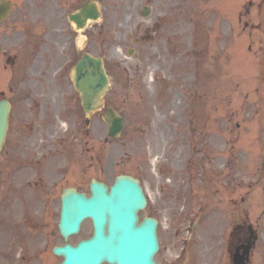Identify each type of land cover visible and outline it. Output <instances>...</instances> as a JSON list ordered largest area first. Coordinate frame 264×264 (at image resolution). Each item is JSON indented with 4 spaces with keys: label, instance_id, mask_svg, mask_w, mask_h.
I'll return each mask as SVG.
<instances>
[{
    "label": "rangeland",
    "instance_id": "rangeland-1",
    "mask_svg": "<svg viewBox=\"0 0 264 264\" xmlns=\"http://www.w3.org/2000/svg\"><path fill=\"white\" fill-rule=\"evenodd\" d=\"M84 1L44 0L43 4L53 7L54 15L48 17L50 22L61 24L62 20L67 27V19L65 15H59L60 11H74ZM95 1L101 11L98 19V49L94 36L95 22L84 31L80 29V34L88 36V44L83 49V42L79 40L80 44L76 48L79 55L84 50L92 53L98 50V55L104 57L111 80L105 104L117 108L124 117L125 125L121 134L111 140L107 137V126L101 118L102 111H98L96 118H91L93 123L89 128L90 133L85 135L84 132L83 136L80 133L76 145H72L69 150L70 164L66 170L67 175L64 182L56 186L57 193L53 198H56L65 185L82 186L86 189L87 182L93 176L110 184L117 174H132L140 180L148 200L141 216L151 215L158 219V261L164 264H183L178 261L179 257L176 255L184 236L183 226L187 221L186 217L191 218V215L197 212L200 219L191 241V249L195 251L196 256L191 264H201L202 255L205 253L204 245L208 251L210 244L215 254L214 259L219 263L228 264L229 256L224 242L228 230L225 233L224 227H220L219 223L214 224L215 230L211 229L214 232L211 239L206 231L210 226L209 206L214 200L218 203L222 196L237 194L249 186L252 190L254 186L264 185V172L260 171L262 151L258 149L261 143H264V129L261 132L258 129L264 125V115L257 118L262 114L255 110L257 106L254 102L255 76L260 61L257 53L253 51L257 46L255 32L246 28L244 33L247 35L245 38L240 35L233 50L236 54L232 55L228 62H224L222 57L218 61L211 56L219 52L223 42L210 43V55L206 59L210 65L205 63L199 69H209L210 75L216 80L211 78V85L210 81L202 79L194 83L191 67L195 64L196 56L204 60V54H197V49L189 47L195 38L186 37L187 49L181 44L180 37L185 31L183 27L181 32L180 27L176 25L174 29L178 28L180 32L174 30L175 37L170 40L165 38L163 31L157 34L152 32V28H147L160 19L163 5L160 0ZM243 1L247 0H239L238 4ZM250 1L254 5L261 1L264 5V0ZM145 4L150 5L151 11L150 15L143 17L139 11ZM41 12L46 14L47 10ZM236 33L240 32L234 30L232 34ZM76 34L74 32V35ZM250 36L252 42L248 40ZM202 39V36L196 39L199 47L203 45ZM231 41L230 38L229 42ZM246 45L249 53L242 59ZM263 45L261 42L260 47ZM115 46L121 54L114 50ZM128 49H132V55L128 56ZM216 63H220L222 67H217ZM224 65L229 68H241L242 74H237L233 68L225 74ZM149 72L153 79L147 83L145 77ZM4 74L9 75L8 71L0 69V90L7 95L9 86L3 83ZM155 74L164 76L154 81ZM223 79L229 81V84H220L219 81L222 82ZM192 86L196 89L194 95L191 93ZM262 90L261 108L264 113V87ZM216 107L220 111L217 112ZM25 108H28V105L24 101L14 108L7 144L8 154L12 156L15 152V129L30 126L34 117L33 111L29 109L27 113L23 110ZM28 115L27 124H23L21 120ZM58 125L62 129V125ZM232 125L236 127L227 132L226 129ZM106 137L107 142L104 141ZM55 157L60 158L61 162L65 160L62 156ZM5 158L6 154L1 153L0 191L4 186L1 180H5V176L12 173L11 170L15 166V162L9 157L5 163ZM245 158L246 165L241 166L242 170L229 169L230 166L223 170L222 163L239 164ZM234 172L239 174V182L237 178L236 183L232 180L231 174ZM168 178L172 179V185L167 184ZM181 179L186 182L183 184ZM259 189L255 191L253 198L251 196L250 204L260 200ZM11 199L12 197H7L2 204L0 198V229L3 228L0 232V264H59L61 257H55L51 253L54 244L63 242L56 229V214H52V210L45 214L38 209L41 205L37 197H18L17 201L26 200L22 204L19 203L16 210H12L15 206L11 204ZM262 204L264 198L261 199ZM4 207L6 210L3 212ZM25 208L28 209L27 214H24ZM259 214L260 209L258 211L252 208L250 219L255 223ZM6 218H9L10 224L4 222ZM19 220L26 222L22 231L35 233L36 236L19 237L18 242L22 246L14 240L15 234H18L14 223H19ZM260 222V225L258 223L254 227L263 228L264 219ZM18 223L15 225L18 226ZM218 228H223L221 233L216 232ZM91 230L90 221L85 220L79 233L71 236L69 241L75 243L81 238H86L91 234ZM257 246L258 253L250 264L264 262V235L260 236ZM19 249L25 256L18 259Z\"/></svg>",
    "mask_w": 264,
    "mask_h": 264
},
{
    "label": "water",
    "instance_id": "water-1",
    "mask_svg": "<svg viewBox=\"0 0 264 264\" xmlns=\"http://www.w3.org/2000/svg\"><path fill=\"white\" fill-rule=\"evenodd\" d=\"M85 13L74 14L78 21L80 17L94 15V9L84 5ZM79 69L84 72L85 62L80 63ZM83 79L96 78L98 80V94L103 90L106 78L98 59V72L88 75L85 71ZM96 75V76H95ZM98 75V76H97ZM94 82V81H93ZM90 85H83L84 89ZM81 88V87H80ZM9 105L0 101V145L6 128ZM121 127V119L112 118V133ZM91 184L92 194L68 191L63 197L62 220L60 229L66 237L78 230L84 218L93 222V234L90 238L81 240L77 245L66 244L57 248V254L64 256L61 264H155L153 255L157 250L154 234V223L148 219L137 223L136 212L143 205L142 197L129 178L121 179L106 192L104 186Z\"/></svg>",
    "mask_w": 264,
    "mask_h": 264
},
{
    "label": "flooded vegetation",
    "instance_id": "flooded-vegetation-1",
    "mask_svg": "<svg viewBox=\"0 0 264 264\" xmlns=\"http://www.w3.org/2000/svg\"><path fill=\"white\" fill-rule=\"evenodd\" d=\"M21 5L12 4L10 14L0 22V64L15 67L16 69L25 70L38 64H44L40 61L39 56L43 53L49 54L50 49L42 48L41 41L36 38L33 31L36 21L35 14L31 17L24 13L27 7L35 6L37 0H22ZM98 34V27L96 30ZM52 48L61 50L65 44H59L61 35H56ZM51 37L49 36V43Z\"/></svg>",
    "mask_w": 264,
    "mask_h": 264
},
{
    "label": "bare ground",
    "instance_id": "bare-ground-1",
    "mask_svg": "<svg viewBox=\"0 0 264 264\" xmlns=\"http://www.w3.org/2000/svg\"><path fill=\"white\" fill-rule=\"evenodd\" d=\"M148 76H150V75H148ZM147 79H148V80H150V77H148ZM86 80H87V81H88V80L90 81V79H89V78H86Z\"/></svg>",
    "mask_w": 264,
    "mask_h": 264
}]
</instances>
